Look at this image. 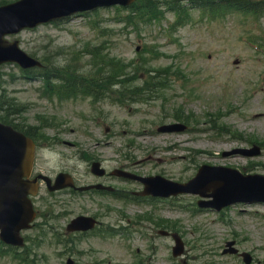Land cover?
Returning <instances> with one entry per match:
<instances>
[{
  "label": "rangeland",
  "instance_id": "1",
  "mask_svg": "<svg viewBox=\"0 0 264 264\" xmlns=\"http://www.w3.org/2000/svg\"><path fill=\"white\" fill-rule=\"evenodd\" d=\"M139 10L98 9L9 38L46 65L64 67L77 76L109 78L115 70L129 76L114 79H121L117 86L98 84L105 89L99 99L80 92L60 100L45 92L41 82L28 79L36 71L25 75L15 65L1 66L0 89L23 106L16 118L29 125L36 124L38 116L54 118L58 127L44 132L73 144L40 153L42 161L80 184L101 181L91 175L90 159L107 171L124 169L181 183L202 165L264 175V52L250 43L264 46V16L201 17L196 10L180 27L177 15L166 6H161L158 18ZM156 80H164L162 90L155 89ZM146 82L149 87L142 85ZM175 115L181 119L175 120ZM173 122L188 129L156 132ZM252 142L262 143L260 156L223 157L251 148ZM106 184L116 189L114 196L102 195L92 202L76 198L55 208L64 215L56 226L75 215L100 217V235L77 245L78 264H244L223 254L231 240L239 251L253 256V264H264L263 205H234L221 214L198 209V196L135 201L131 192L142 190L138 183L111 178ZM159 222L182 239L180 257L171 256L173 240L158 234L162 228L154 224ZM47 244L25 249L24 261L1 252L0 264H65V252Z\"/></svg>",
  "mask_w": 264,
  "mask_h": 264
},
{
  "label": "water",
  "instance_id": "2",
  "mask_svg": "<svg viewBox=\"0 0 264 264\" xmlns=\"http://www.w3.org/2000/svg\"><path fill=\"white\" fill-rule=\"evenodd\" d=\"M133 0H22L19 3L0 8V64L19 62L23 67L35 63L26 57L17 47V42L8 43L4 35L14 34L26 27H34L40 23L63 18L85 10L100 6L120 4L129 5ZM252 155L253 152H245ZM31 155L26 150L23 140L0 126V230L1 239L6 243L19 244L18 232L25 228L32 219V214L26 210L25 201L16 194L19 191L20 179L25 173V165ZM219 172L227 178L222 179L211 188L214 207L220 209L236 201H264V179L260 183L251 184L249 178H239L231 170L202 167L196 178L187 185L176 186L165 182L159 177L141 179L145 185L144 195L166 197L176 193L202 194L198 183L208 173ZM158 183H161L158 184ZM173 187L166 188V185ZM177 189V191L173 190ZM87 220L80 219L74 223L73 229H87ZM175 254L181 252L177 242Z\"/></svg>",
  "mask_w": 264,
  "mask_h": 264
},
{
  "label": "trees",
  "instance_id": "3",
  "mask_svg": "<svg viewBox=\"0 0 264 264\" xmlns=\"http://www.w3.org/2000/svg\"><path fill=\"white\" fill-rule=\"evenodd\" d=\"M147 7H148V8H151L149 5H147ZM150 11H152V10H150Z\"/></svg>",
  "mask_w": 264,
  "mask_h": 264
},
{
  "label": "flooded vegetation",
  "instance_id": "4",
  "mask_svg": "<svg viewBox=\"0 0 264 264\" xmlns=\"http://www.w3.org/2000/svg\"><path fill=\"white\" fill-rule=\"evenodd\" d=\"M110 176V175H109ZM105 177V176H104Z\"/></svg>",
  "mask_w": 264,
  "mask_h": 264
}]
</instances>
